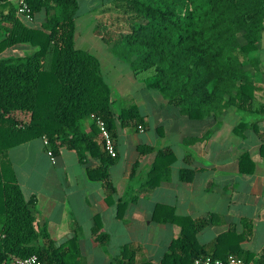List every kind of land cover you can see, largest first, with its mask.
Listing matches in <instances>:
<instances>
[{"label":"trees","instance_id":"obj_1","mask_svg":"<svg viewBox=\"0 0 264 264\" xmlns=\"http://www.w3.org/2000/svg\"><path fill=\"white\" fill-rule=\"evenodd\" d=\"M30 4L34 16L43 9L48 13L42 29L27 26L16 10L11 13V28L2 27L0 20V264L32 256L41 264H79L78 238L57 245L38 223L34 200L26 197L17 181L10 151L45 139L47 151L55 157L67 148L76 151L84 165L88 156L96 158L100 164L87 166L88 176L106 185L111 201L116 188L110 170L118 156L107 153L98 120L106 123L115 142L120 127L140 128L146 117L137 106L118 108L119 99L113 98L99 59L77 48L79 0H30ZM111 9L118 15L114 23H119L120 33L115 39L104 34L110 18L96 27L97 35L136 77L144 78L149 89L182 114L203 119L246 102L258 68L250 55L264 33V0H115ZM27 44L34 48L32 54L1 58L7 49ZM90 118L93 123L87 130L84 121ZM155 150L144 191L169 180L172 172L174 154L169 148L139 147L140 156ZM180 179L190 181L193 173L183 169ZM133 186L118 202L120 218L129 202L139 199L131 197ZM152 219L181 229L160 264H194L199 257L223 259L230 254L246 258L234 230L206 248L198 240L202 224L178 215L175 207L156 205ZM97 224L101 229L99 220ZM127 251L124 246L116 264H124Z\"/></svg>","mask_w":264,"mask_h":264},{"label":"crops","instance_id":"obj_2","mask_svg":"<svg viewBox=\"0 0 264 264\" xmlns=\"http://www.w3.org/2000/svg\"><path fill=\"white\" fill-rule=\"evenodd\" d=\"M114 1L97 0L90 10L77 16L76 25L79 18L90 21L96 33L99 23L107 19L96 21L95 15L109 10ZM12 12L15 13L14 3L0 0L2 27H12ZM47 16L43 9L35 13L32 21L18 17L27 26L42 29ZM13 48L1 58L17 57ZM250 57L257 61L258 68L241 107L232 105L203 119H191L176 107L173 120L166 115L173 105L164 99L157 105L151 103L153 108L142 112L146 117L143 130L119 128L115 138L118 158L110 170L116 188L111 201L106 185L92 180L87 173V166L100 164L98 159L88 156L84 165L76 151L62 148L53 163L43 139L13 148L10 158L17 181L26 197L34 200L32 209L38 223L47 228L56 244L78 238L79 264H116L124 246L128 248L124 264H160L172 241L181 235L177 225L152 219L156 205L163 204L202 224L198 232L202 246L208 248L218 236L234 230L241 237L240 247L248 258L245 259L264 264V33ZM118 89H112L114 99H119L124 91ZM139 105L133 106L141 109ZM92 123L93 118L85 120V128L89 130ZM173 138L176 146L171 142ZM128 143H133L131 152L125 150ZM142 145L169 148L174 154L170 179L148 191H144L143 184L157 150L140 156ZM183 169L193 173L192 180L180 179ZM132 184L131 197L139 199L129 202L120 218L118 202ZM101 235L108 240L105 237L100 241Z\"/></svg>","mask_w":264,"mask_h":264},{"label":"rangeland","instance_id":"obj_3","mask_svg":"<svg viewBox=\"0 0 264 264\" xmlns=\"http://www.w3.org/2000/svg\"><path fill=\"white\" fill-rule=\"evenodd\" d=\"M96 1L97 0H80L81 7L78 12V16H80L86 10H90L92 5ZM113 3L114 2H112L110 7H108L109 10H104L100 12L99 15H94L97 16L96 21H99L101 18L108 20L111 18V22L104 25L103 32L104 34H108L111 38L115 39V37L120 33V29L118 28L119 23H114V18L118 15L116 11L111 9ZM83 19L84 18H82V20ZM96 34L97 33L94 32V25H91L90 21L82 22L80 18L77 19V48L86 50L87 52L96 56L99 59L101 63L102 72L104 73V76L109 82L108 84L111 86L112 89L113 87L117 86L119 89L121 87V89L124 90L122 91L123 93L117 101L118 108H125L127 106L130 107L133 106L134 103H140L141 106H139L141 107V109H138H140L141 113H145L151 110L153 108V105L162 103L164 101V98L159 94V92L152 89L149 90L147 86V88H145L144 78L136 77L135 74L131 71L129 65L120 61V59L110 51L108 45L104 42V40H102ZM13 49L14 55L17 57L18 55L23 56L26 54H32L34 52V48L29 44L19 45L14 47ZM119 89L117 91H119ZM151 103L153 105H151ZM171 107L172 108L166 110V115L170 116L174 120V114L176 111L174 109H176V107ZM172 122L174 123V121ZM171 142L174 144V146H176V138H173ZM133 148V143H128L127 145H125L126 151L128 149V151L131 152ZM173 229L175 228L173 227Z\"/></svg>","mask_w":264,"mask_h":264},{"label":"built area","instance_id":"obj_4","mask_svg":"<svg viewBox=\"0 0 264 264\" xmlns=\"http://www.w3.org/2000/svg\"><path fill=\"white\" fill-rule=\"evenodd\" d=\"M15 5V10L18 16L26 19L27 21H32L34 19V12L32 6L30 4V0H10ZM49 1V0H43ZM98 126L102 132L103 139L105 141V148L107 153L116 158L118 156V152L116 149V145L114 139L112 137V133L109 130L106 123L102 120H98ZM143 130L142 127L139 128ZM45 145H47V140L44 139ZM48 155L51 157L53 163H56V157L54 156L52 151H48ZM15 264H41L37 256H32L25 259L16 260ZM194 264H253L252 262L247 261L245 258L230 254L226 258H216L213 256H205L199 257L195 259Z\"/></svg>","mask_w":264,"mask_h":264}]
</instances>
